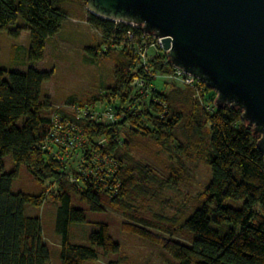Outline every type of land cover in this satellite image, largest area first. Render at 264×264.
I'll list each match as a JSON object with an SVG mask.
<instances>
[{
	"label": "trees",
	"instance_id": "obj_1",
	"mask_svg": "<svg viewBox=\"0 0 264 264\" xmlns=\"http://www.w3.org/2000/svg\"><path fill=\"white\" fill-rule=\"evenodd\" d=\"M82 1L87 6V1ZM67 15L58 0H0V30H9L14 37L29 31L30 62L44 58L47 40L61 30ZM20 18L26 24H18ZM87 21L102 32L104 40L87 50L96 54L104 43L110 45L102 52L114 59V79L103 93L89 100L72 97L68 105L90 108L97 101L106 102L116 111L114 122L79 115L81 108L77 112L52 108L51 102L42 98V90L54 70L33 65L25 71L0 68V264H50L41 219L25 213L27 204L41 206L48 196L58 204L56 231L62 236V264H83L97 258V248L105 254L119 252L120 245L105 222L98 223L90 234V245L69 241L70 223L87 221L85 210L74 206L73 198L85 201L92 211L104 210V201L124 211L155 195L159 174L143 160L129 157V148H150L155 142L160 149L172 152L180 127L187 134V153L190 148L198 153L209 150L211 179L202 193L204 199L182 220L183 226L193 231L192 242L164 238L165 249L179 264H264V154L258 148L260 135L254 133L253 125L242 119L240 108L218 107L209 100H215L213 88L206 87L204 92L211 104L209 110L189 86L172 82L163 90L150 89L154 73L167 74L173 68L167 53L149 52L152 69L148 72L125 36L129 29L140 35L141 27L102 18L89 10ZM136 77L145 78L143 88L133 85ZM55 114L88 137L81 149L82 159L87 161L82 163L84 171L71 168L70 158L62 161L59 152H52L60 147H42ZM7 154L13 157L11 170L5 167ZM102 157L111 160L109 166ZM21 164L42 184L39 192L13 191ZM228 199L242 203L230 205ZM123 228L152 240L162 239L139 223L125 222Z\"/></svg>",
	"mask_w": 264,
	"mask_h": 264
},
{
	"label": "rangeland",
	"instance_id": "obj_2",
	"mask_svg": "<svg viewBox=\"0 0 264 264\" xmlns=\"http://www.w3.org/2000/svg\"><path fill=\"white\" fill-rule=\"evenodd\" d=\"M58 1L68 15L61 30L47 40L44 58L30 62V33L27 29L21 31L18 37L12 36L9 30H0V68L25 71L33 65L42 70H54L51 78L44 82L42 90V98L50 101L52 108L61 107L71 112L81 108L78 112L82 115L91 114L94 118L101 117L108 121L104 118L106 112L116 111L106 102L97 101L90 108L68 105V102L72 97L77 100L94 98L112 84L116 64L111 56L102 52L110 45L104 43L96 54L90 53L88 47H95L104 40L102 32L88 23L87 6L82 0ZM18 22L20 25L26 24L23 18ZM172 82L181 86L178 81L160 75L150 84V89L163 90ZM209 100L214 102L211 98ZM46 113L47 110H44ZM177 133L172 152L160 149L155 142H151L150 148H129V157L143 160L159 174L155 183L159 185V192L155 195H148L124 211L114 209L106 201L103 202L104 210L92 211L85 201L76 196L73 198V205L85 210L87 221L70 223L69 241L90 245V234L98 228V223L105 222L109 225L112 238L120 245L119 252L109 254L97 248L98 257L87 259L83 264H108L111 260H116L118 264H179L165 249L163 239L185 244L192 242L193 231L183 226L182 220L191 214L198 201L204 199L202 193L211 179V170L209 150L205 147L207 151L198 153L190 148L187 153L184 150L188 144L187 134L182 127ZM81 156V149L69 153L71 168L78 170ZM4 163L7 170L13 169L12 154L4 156ZM41 186L21 164L19 176L13 182V191L37 193ZM241 203V200H227V204L234 206ZM57 207L51 196L41 206H25L26 214L37 215L41 219L44 239L50 251V264H62V236L56 231ZM125 222L142 224L162 239L152 240L126 231L123 228Z\"/></svg>",
	"mask_w": 264,
	"mask_h": 264
},
{
	"label": "water",
	"instance_id": "obj_3",
	"mask_svg": "<svg viewBox=\"0 0 264 264\" xmlns=\"http://www.w3.org/2000/svg\"><path fill=\"white\" fill-rule=\"evenodd\" d=\"M102 18L162 37L169 60L242 110L264 154V0H86Z\"/></svg>",
	"mask_w": 264,
	"mask_h": 264
},
{
	"label": "built area",
	"instance_id": "obj_4",
	"mask_svg": "<svg viewBox=\"0 0 264 264\" xmlns=\"http://www.w3.org/2000/svg\"><path fill=\"white\" fill-rule=\"evenodd\" d=\"M116 22H122V21H116ZM129 24L131 27L138 28L141 27V34L137 35L133 29H129L125 36L129 40L130 46H132L137 53L141 56L142 64L146 67V70L148 72H151V67L148 63L147 55L149 52L153 51H163L166 52L163 49L162 46V37L156 35L153 32L146 31L142 25L133 23V22H124ZM173 64V63H172ZM156 77L160 76L157 72L154 73ZM167 76L170 79L178 81V83L181 86H189L193 89L194 97L199 99L203 106L209 110L211 108V104L209 103V100L206 99L204 96L205 88L209 87L207 83L202 80L201 78L197 77L196 75L189 73L185 71L183 68L178 67L173 64V68L171 72L167 74H163ZM133 85L135 88L140 89L143 88L146 85V80L144 77H136L133 80ZM211 88V87H209ZM215 99L217 96V92L214 90ZM215 103V100H214ZM74 106V105H73ZM75 109V108H74ZM77 109V108H76ZM107 114H105V117L108 121H104L101 119V117L94 118L92 115L91 117L96 119L97 121L101 122H114L115 121V114L111 111H107ZM79 115H82L81 113ZM104 140L98 141L99 143H102ZM89 142L88 137L75 125L70 123L67 120H64L57 114L53 115V126L49 132V135L47 136L44 145L42 146L45 149H51V145L58 146L61 149L54 150L52 148V152L55 153L56 151L59 152L58 157L64 161L66 157H68L69 153L72 151H76L78 149H82L85 144ZM92 151H95L92 149ZM104 160L105 166H109L111 163V160H109L107 157H102ZM79 163L78 170L84 171L82 168V163L87 162L82 159ZM73 177V176H71ZM72 180L75 181V178L73 177Z\"/></svg>",
	"mask_w": 264,
	"mask_h": 264
}]
</instances>
